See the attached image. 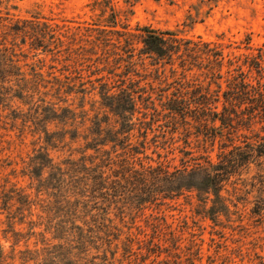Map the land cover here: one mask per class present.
Returning a JSON list of instances; mask_svg holds the SVG:
<instances>
[{
	"label": "rangeland",
	"instance_id": "obj_1",
	"mask_svg": "<svg viewBox=\"0 0 264 264\" xmlns=\"http://www.w3.org/2000/svg\"><path fill=\"white\" fill-rule=\"evenodd\" d=\"M143 28L262 54L264 83V0H0V264H264V123L213 140L168 113L206 62L155 64ZM232 146L218 199L150 176Z\"/></svg>",
	"mask_w": 264,
	"mask_h": 264
},
{
	"label": "trees",
	"instance_id": "obj_2",
	"mask_svg": "<svg viewBox=\"0 0 264 264\" xmlns=\"http://www.w3.org/2000/svg\"><path fill=\"white\" fill-rule=\"evenodd\" d=\"M142 47L140 54L152 59L155 64L165 63L177 65L183 71H190L185 67L186 57L203 59L206 64L204 76L206 86L186 83L179 93L173 94L164 105L168 113L180 117L184 122L190 120L205 127V136L215 140L222 136L224 130L229 132L236 125L257 121L264 123V83H253L243 66L261 71L262 54L252 58L253 62L239 58H226L222 49L211 46V43L185 38H179L174 31L160 32L150 28H143ZM224 85V86H223ZM133 98L128 96V103L132 104ZM129 106H119L122 117L126 118ZM188 118L190 120H188ZM257 145L259 155H264V138H260ZM238 147L232 146L228 152L218 155V161H206V166L190 168L184 166L173 171L163 168L152 169L150 176L163 183V188L169 190L174 196L183 190L196 191L197 194H210L215 199L220 197L223 180L232 174L239 159H245V154L239 152ZM240 153V154H238ZM204 166V167H203Z\"/></svg>",
	"mask_w": 264,
	"mask_h": 264
}]
</instances>
